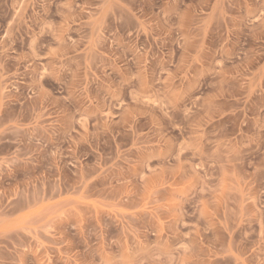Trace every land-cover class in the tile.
<instances>
[{"label":"rangeland","instance_id":"obj_1","mask_svg":"<svg viewBox=\"0 0 264 264\" xmlns=\"http://www.w3.org/2000/svg\"><path fill=\"white\" fill-rule=\"evenodd\" d=\"M0 264H264V0H0Z\"/></svg>","mask_w":264,"mask_h":264}]
</instances>
